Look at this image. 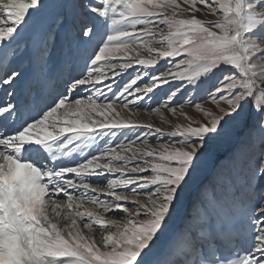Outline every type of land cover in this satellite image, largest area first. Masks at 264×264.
Returning a JSON list of instances; mask_svg holds the SVG:
<instances>
[{"label":"snow or ice","instance_id":"snow-or-ice-1","mask_svg":"<svg viewBox=\"0 0 264 264\" xmlns=\"http://www.w3.org/2000/svg\"><path fill=\"white\" fill-rule=\"evenodd\" d=\"M62 33L82 70L25 103ZM21 44L27 66L0 70V264H264V0H0V55Z\"/></svg>","mask_w":264,"mask_h":264},{"label":"rangeland","instance_id":"rangeland-1","mask_svg":"<svg viewBox=\"0 0 264 264\" xmlns=\"http://www.w3.org/2000/svg\"><path fill=\"white\" fill-rule=\"evenodd\" d=\"M198 18L202 20H213L216 19L215 17H212L210 15H204V14H197ZM26 39H35L37 38V32L35 29L30 30L28 33H26ZM56 52L59 53L61 50L64 51V66L62 68H59L52 76V79L49 81L48 87L45 90L44 95L47 97H50L49 93H52L55 89L54 88H60L62 85V81L68 77L69 74H77L80 70L83 68V60H84V53H75L73 51H69L68 47V39L66 34L62 33L56 41ZM1 56V55H0ZM29 61V53L27 51H24V46L21 44L20 48V54L13 56L9 54L8 58L5 59L4 56L2 55V58H0V70L3 69L5 66H9V70L11 67H16L18 65H24L27 66ZM160 63H163L161 61ZM135 67H139L138 65ZM73 71V72H72ZM129 71H134V69H130ZM61 84V85H59ZM163 95V93H161ZM41 95H36L33 96L32 94L29 93L27 89L21 91V99L28 100L29 104H35L36 99H40ZM50 99H48L49 101ZM43 105V103H42ZM207 106V105H206ZM185 111L192 112L191 109H185ZM165 115L169 117V119H172L174 121L175 118L171 117V114L165 111ZM142 121H148L151 119L155 124L159 125V118L156 116H148L147 114H141L138 117H133ZM166 139V138H165ZM257 145V151L259 148V135L257 134L256 141ZM101 180L106 179V177H101L99 178ZM86 232V230H85ZM87 234V233H86ZM91 235V234H89ZM96 239H99V236H96ZM235 246L238 248H242L243 246V238L242 236L238 238L235 242Z\"/></svg>","mask_w":264,"mask_h":264},{"label":"bare ground","instance_id":"bare-ground-1","mask_svg":"<svg viewBox=\"0 0 264 264\" xmlns=\"http://www.w3.org/2000/svg\"><path fill=\"white\" fill-rule=\"evenodd\" d=\"M0 58H2V55L0 56ZM73 72V71H72ZM59 85H61V84H59ZM61 87V86H60ZM55 90L51 93V94H54L55 93V91H57V90H59L60 88H54ZM48 99H50V97H47V96H45L44 94L43 95H41L40 96V99H36V103L34 104L36 107H42L43 105H42V103L44 104L45 102H48ZM22 100H24L25 101V103H28L29 104V102H28V100H25V99H22Z\"/></svg>","mask_w":264,"mask_h":264}]
</instances>
